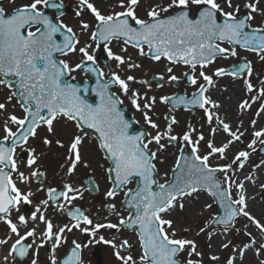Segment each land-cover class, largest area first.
<instances>
[{
  "label": "snow or ice",
  "instance_id": "snow-or-ice-1",
  "mask_svg": "<svg viewBox=\"0 0 264 264\" xmlns=\"http://www.w3.org/2000/svg\"><path fill=\"white\" fill-rule=\"evenodd\" d=\"M239 50L264 66V0H0V264H264V72ZM90 150L109 186L85 208Z\"/></svg>",
  "mask_w": 264,
  "mask_h": 264
},
{
  "label": "rangeland",
  "instance_id": "rangeland-1",
  "mask_svg": "<svg viewBox=\"0 0 264 264\" xmlns=\"http://www.w3.org/2000/svg\"><path fill=\"white\" fill-rule=\"evenodd\" d=\"M69 1L70 2H68V3L72 5L73 4V0H69ZM68 23L69 24H75V18L72 15L68 17ZM114 50L118 51V49H114ZM256 64H257L256 71L257 72H264V66L260 65L258 62L255 63V65ZM75 75L77 76V80L85 79V77H83V75H81L79 73H76ZM220 85L221 86H224V85H228L229 86V93L228 94H231L233 92V90L235 89V94L233 95V101H235L236 97L241 94L239 92V86L231 84V82L229 80H227V79L221 80L220 81ZM228 94H225V95H228ZM213 95H214V98H220V94L218 92H214ZM249 115H251V113ZM233 118H235L234 114H233ZM138 119H141L140 115H139ZM244 120H245V126H247V121H248V116L247 115L244 117ZM142 122L143 121L141 120V123ZM196 123H197V126H198L199 122L196 121ZM182 127H183V125H180L179 127H177L179 132L181 131ZM42 134H43V131H42ZM56 151L57 150L55 149V147H53L52 153L48 157V168H49V176L50 177H53V174H54L55 170L57 169V165H58V161L56 159ZM61 154H62V152H61ZM176 154H177L176 148L173 147V148H169L168 149V153L165 154V163L158 165V167L160 168L161 176H163L164 173L171 168L172 164L174 163ZM88 155H90L92 157V169L94 170L92 172V175H94V178H95L96 182L99 184V192H98L97 196H95L94 201L101 203L102 202V194L106 190V188L109 186L108 182L106 180L103 168L99 167V164L104 163V161L100 160L99 157L97 156V154L94 151L90 150L88 152ZM260 158H264V155L263 156L256 155V156L252 157V159L256 160V161H258ZM87 174H88L87 171L84 170L83 168L79 169L78 170V179L81 182H83V180L85 178H87L86 177ZM54 178L57 181L60 179V177L58 175H56ZM89 198H91V196L88 194V192H85L84 200L83 201H77L76 203L81 205V206L87 207L89 205ZM120 199H122V196L117 197V199L114 202L116 204H118V202H119V204H120ZM119 208H120V206H119ZM254 208L256 209V211L258 213L261 212V211H264V207L259 202V199L257 200L256 203H254ZM121 211H123V210L121 209ZM125 235L128 236L130 234L129 233H125ZM101 257H102L101 262H97L96 259L92 256V251L90 250V248L85 250V252H84L85 264H115V261H114V259L111 256V249L108 248L107 246H105L104 250L102 251Z\"/></svg>",
  "mask_w": 264,
  "mask_h": 264
},
{
  "label": "flooded vegetation",
  "instance_id": "flooded-vegetation-1",
  "mask_svg": "<svg viewBox=\"0 0 264 264\" xmlns=\"http://www.w3.org/2000/svg\"><path fill=\"white\" fill-rule=\"evenodd\" d=\"M17 3L21 2V0H16ZM65 4L66 5H69L71 6V4H69L68 2H70L69 0H64ZM6 8L8 7L7 4L4 5ZM69 8L71 7H68L65 9L67 15L65 16V20L66 22L68 23V17L71 16V11H69ZM130 52L132 51L131 49L129 50ZM240 51V57H247L248 59H251L254 61V64L257 63L256 61V58L249 54V53H246L244 52L243 50H239ZM98 54H101L100 51L98 50ZM238 59L239 58H233V59H228V60H222L220 61V64L224 65V66H228V65H231L233 64L234 62H238ZM100 63L103 64L104 63V56L101 54V59H100ZM257 66V64L255 65V67ZM145 68L147 69V73L146 75L144 76V78H147L149 80H151V77L156 73V72H159V71H162V67L159 66V65H152L150 62L148 61H145ZM107 71V69H105ZM180 71L181 69H177V75L180 74ZM80 74V73H79ZM82 75V74H81ZM153 84H155V81H153ZM156 92H161L162 94H172V93H182L184 91H188L190 92L191 89L187 87L186 84H184L183 82L179 84V86H176V85H167L165 84V87L163 89H155ZM129 110V114L133 115V111L131 109H128ZM167 111V108L166 106L164 105H158L157 106V113L160 115L161 117V124H163V115L164 113ZM162 112V113H161ZM175 115H177V118H179V120H181V125H184V123L186 121H188L190 118H191V114L190 113H186L184 112L182 109L181 110H177L176 113H174ZM139 115L136 114V119H138ZM143 123V122H142ZM141 123V124H142ZM194 123H196V121H194ZM177 132H179L178 129H176ZM88 175V174H87ZM87 177V176H86ZM97 196V195H96ZM95 199V196L91 198H89V205L85 208H92L93 207V204H95L96 206H99L101 203L100 202H96L94 201ZM118 202V201H117ZM120 204L118 202L117 204V207L119 208ZM84 207V206H82ZM94 210V209H93ZM76 237H79V233H76L75 236H70L69 239L71 240L72 238H76ZM95 248H99L101 253L102 251L104 250L105 246L104 245H97L95 246L94 248H90V250L93 252V250ZM64 252V249H60L59 250V253L58 254H62ZM44 256H45V250H42L41 251V264H45V259H44Z\"/></svg>",
  "mask_w": 264,
  "mask_h": 264
},
{
  "label": "bare ground",
  "instance_id": "bare-ground-1",
  "mask_svg": "<svg viewBox=\"0 0 264 264\" xmlns=\"http://www.w3.org/2000/svg\"><path fill=\"white\" fill-rule=\"evenodd\" d=\"M261 122L264 123V118H261ZM250 193H251V189H250ZM262 206L264 207V204H262ZM252 207H254V204L252 205Z\"/></svg>",
  "mask_w": 264,
  "mask_h": 264
},
{
  "label": "water",
  "instance_id": "water-1",
  "mask_svg": "<svg viewBox=\"0 0 264 264\" xmlns=\"http://www.w3.org/2000/svg\"><path fill=\"white\" fill-rule=\"evenodd\" d=\"M90 102H91V99H90ZM135 127L139 130V128L135 125ZM91 193H93V192H91ZM95 256L96 257H98V254L97 253H95ZM100 259H98V261H99Z\"/></svg>",
  "mask_w": 264,
  "mask_h": 264
}]
</instances>
